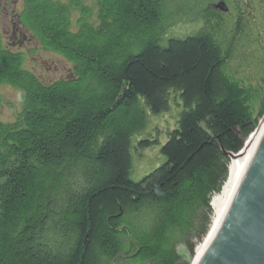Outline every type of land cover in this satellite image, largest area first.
I'll return each instance as SVG.
<instances>
[{
    "label": "trees",
    "instance_id": "obj_1",
    "mask_svg": "<svg viewBox=\"0 0 264 264\" xmlns=\"http://www.w3.org/2000/svg\"><path fill=\"white\" fill-rule=\"evenodd\" d=\"M90 1L23 0L18 15L66 79L42 82L0 34V88L23 96L0 121V264H190L228 155L264 116V0L256 14L190 0L198 29L164 45L169 0ZM173 108L159 145L147 113ZM151 147L162 164L132 181Z\"/></svg>",
    "mask_w": 264,
    "mask_h": 264
},
{
    "label": "rangeland",
    "instance_id": "obj_2",
    "mask_svg": "<svg viewBox=\"0 0 264 264\" xmlns=\"http://www.w3.org/2000/svg\"><path fill=\"white\" fill-rule=\"evenodd\" d=\"M56 1L67 3L69 0ZM83 1L88 6L92 5V1L90 0ZM189 1L190 0L168 1L171 17L169 21L171 27H168L164 34L162 41L163 45L168 41V39L185 38L187 35L193 34V32L198 29V26H196L194 23H190L189 20L186 19L187 16L183 15V13L180 11L183 8H187V3ZM220 1L221 0H211L209 5L217 4V2ZM233 1H236L235 6L237 9L243 10L245 7L253 5L254 9L252 12L254 14L257 13V0ZM22 7L23 0H18L16 7V10L18 11L17 13L22 10ZM15 19H17V17ZM10 27L11 24L3 22L0 15V34L3 38L4 45L9 44V46H11L14 51L20 52L24 55V65L28 71L32 72L44 83H51L60 79H66L71 75V66L62 57L54 53L41 50L36 45L35 41L30 40L28 33H16L14 36H12ZM24 35L26 38H24ZM0 98V121L6 123L12 122L16 114L20 111L23 98L22 94L17 89H14L10 86H2L0 88ZM176 114L177 111L174 108L158 117L151 116L149 113H147L148 118L145 135L151 134L155 136V139L158 140L159 145L163 144L165 142L166 133L168 130L174 127V119ZM158 152V147H151L138 151L134 154L133 158L135 165L133 164L134 170L130 174V179L132 181H140L145 175L149 174L162 164L163 158L159 157ZM210 222L211 216L209 218V225ZM192 259L193 257L189 259L190 264Z\"/></svg>",
    "mask_w": 264,
    "mask_h": 264
},
{
    "label": "water",
    "instance_id": "obj_3",
    "mask_svg": "<svg viewBox=\"0 0 264 264\" xmlns=\"http://www.w3.org/2000/svg\"><path fill=\"white\" fill-rule=\"evenodd\" d=\"M214 9L227 12L223 3ZM263 121L264 116L254 133ZM261 133L264 134V128ZM239 155L228 157L232 161ZM198 264H264V135L236 196Z\"/></svg>",
    "mask_w": 264,
    "mask_h": 264
},
{
    "label": "bare ground",
    "instance_id": "obj_4",
    "mask_svg": "<svg viewBox=\"0 0 264 264\" xmlns=\"http://www.w3.org/2000/svg\"><path fill=\"white\" fill-rule=\"evenodd\" d=\"M263 128L264 121L260 124L257 132L250 136L248 143L246 144L244 150L240 153V155L234 160L230 161V164L228 166L227 178L220 192L211 198V222L206 236L195 249L191 264H198L200 262L214 233L216 232L234 197L236 196L239 186L264 135L261 133Z\"/></svg>",
    "mask_w": 264,
    "mask_h": 264
},
{
    "label": "flooded vegetation",
    "instance_id": "obj_5",
    "mask_svg": "<svg viewBox=\"0 0 264 264\" xmlns=\"http://www.w3.org/2000/svg\"><path fill=\"white\" fill-rule=\"evenodd\" d=\"M17 4L18 0H0V15L3 22L11 24L10 32L12 36L16 33L21 34L22 32H25L18 22L19 13H17L18 11L16 10ZM16 17L17 19H15Z\"/></svg>",
    "mask_w": 264,
    "mask_h": 264
}]
</instances>
